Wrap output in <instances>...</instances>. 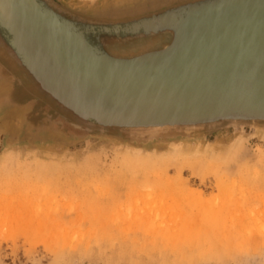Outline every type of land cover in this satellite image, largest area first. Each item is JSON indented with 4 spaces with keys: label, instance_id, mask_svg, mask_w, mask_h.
I'll use <instances>...</instances> for the list:
<instances>
[{
    "label": "rangeland",
    "instance_id": "374dc122",
    "mask_svg": "<svg viewBox=\"0 0 264 264\" xmlns=\"http://www.w3.org/2000/svg\"><path fill=\"white\" fill-rule=\"evenodd\" d=\"M24 3L27 11L14 14L15 35L25 45L55 42L52 15ZM45 3L58 7L54 26L74 43L124 65L151 61L168 45L185 47L264 6V0ZM160 18L163 24L154 23ZM111 25L117 32L99 30ZM4 47L0 264H264V120L123 126L128 117L73 73L78 61L66 62L63 49L45 56L42 47L36 66L26 62L29 76ZM45 77L59 85L51 93L39 82Z\"/></svg>",
    "mask_w": 264,
    "mask_h": 264
},
{
    "label": "water",
    "instance_id": "95a60500",
    "mask_svg": "<svg viewBox=\"0 0 264 264\" xmlns=\"http://www.w3.org/2000/svg\"><path fill=\"white\" fill-rule=\"evenodd\" d=\"M256 12L229 22H253L255 29L250 25L229 30L234 25L225 23L203 32L185 47L166 46L151 61L128 65L105 62L109 65H97L96 69L83 66L84 74L96 91L108 98L111 108L124 113L128 119L134 118L121 123L123 126L155 128L176 123L198 125L205 120L240 115L264 117V72L252 73L255 67L250 60L255 55L264 56V6ZM163 20L166 19L160 18L154 23L163 24ZM73 47L80 49L76 43ZM88 54L91 57L87 61L101 63L92 57L96 54L89 49ZM103 57L108 61L116 59ZM235 57L243 58L236 60ZM232 59L235 62L227 67L230 69L222 71L225 62ZM242 60L248 64L243 65ZM213 70L219 71L213 73ZM116 71L123 77L115 76L111 83L101 78Z\"/></svg>",
    "mask_w": 264,
    "mask_h": 264
},
{
    "label": "bare ground",
    "instance_id": "6f19581e",
    "mask_svg": "<svg viewBox=\"0 0 264 264\" xmlns=\"http://www.w3.org/2000/svg\"><path fill=\"white\" fill-rule=\"evenodd\" d=\"M26 2L27 1V3H30V4H32L33 6H35L36 8H41L40 7V4L39 3H37L35 0H0V15H2L0 18H3L4 19V17H6L5 18V20L8 22V24L11 26V27H13L14 26V24H15V19H14V14H16V13H18V12H23V13H25L26 11H27V7L26 6H24V2ZM43 11H45V10H43ZM46 13V12H45ZM47 13H49V14H52V16H54V14L53 13H50V12H47ZM258 12H256V11H250L249 12V14H257ZM248 13H243V14H241V15H239V16H237V17H235V18H239V17H242V16H246ZM260 16V15H259ZM235 18H231V19H229V20H227L225 23H229V22H232L233 21V19L235 20ZM256 18V17H255ZM260 18H263L262 16H260ZM5 20H4V23L6 24V22H5ZM237 20V19H236ZM238 21H239V19H238ZM58 23V21L54 18L53 19V24L51 23V27H53V28H55V29H57L58 30V32L59 31H62L63 33H65V31L63 30V29H61L60 27H55L54 26V24L55 25H60V24H57ZM224 23V24H225ZM230 24V23H229ZM236 24V25H235ZM230 25H234V27L232 26V27H230L229 28V30H232V29H238V28H244V27H247V26H250L252 29H255V28H257V26H255L256 24H254L253 22H246V23H239V24H237V23H231ZM220 26H222V25H220ZM220 26H218V27H220ZM52 28V29H53ZM54 32V31H53ZM199 38V36L197 37V38H195V39H193L192 41H195V40H197ZM164 50V49H163ZM256 51V50H255ZM83 52V51H82ZM81 52V55L79 56V54L80 53H78L77 55H67V53H61V55L63 56H61L63 59H65V61L66 62H68L69 64H71L69 61H71L72 62V60L70 59V57H75L76 59H77V63H75V64H71V66L73 67V73H78V74H80L81 76H83L84 77V79H86V77L87 76H85V74H84V70L85 69H83V66H85V67H87L88 69H96L95 67H96V63L94 64V65H92V64H90V63H88V59H89V57H91V56H89L90 54H85V53H82ZM258 52V51H257ZM67 59H66V58ZM94 59H97L96 57H94V56H92ZM243 57H235V59L236 60H238V59H242ZM245 58V57H244ZM250 60H252L251 62H252V64H253V66L255 67L253 70H252V73H254V74H256V75H260L261 73H263L264 72V56H260V55H255V56H253V59H250ZM233 62H235V60H228V61H226L225 62V64H224V66H222L221 67V70L222 71H227V70H229V69H227V67H230L231 65V63H233ZM113 63H115V62H113ZM241 63L243 64V65H246V64H248V61L247 60H245V61H241ZM112 64V63H111ZM239 64H240V62H239ZM87 65H90V66H87ZM220 70V69H219ZM219 70H213L212 72L213 73H217ZM82 73V74H81ZM94 74H96V73H94ZM115 76H119V77H123V75H121L120 74V72H118V71H116V72H108V73H106V74H104V76H101V78L102 79H105V81L108 83H111L112 82V80H113V78L115 77ZM6 84V83H5ZM2 87V86H1ZM104 98H106V96L104 95ZM106 99H108V98H106ZM263 109V108H262ZM244 115H240V116H236V120H238V119H242L241 117H243ZM190 117H194V116H190ZM251 117V116H250ZM252 119H254V120H264V117H254V115L251 117ZM130 119H134V118H130ZM130 119H127V120H130Z\"/></svg>",
    "mask_w": 264,
    "mask_h": 264
},
{
    "label": "flooded vegetation",
    "instance_id": "af4514ba",
    "mask_svg": "<svg viewBox=\"0 0 264 264\" xmlns=\"http://www.w3.org/2000/svg\"><path fill=\"white\" fill-rule=\"evenodd\" d=\"M35 1L40 4V7L42 8V10L50 11L55 16L57 14L59 15L60 10L58 9V7H56V5L45 3L48 0H35ZM56 18H57V16H56ZM44 19L41 20V23H46V21H44ZM99 30L105 31V32L106 31L117 32L118 28L115 27L114 25H111V26H106V27L102 26L99 28ZM63 36H64V34H62V37ZM0 45H1V47H4V46L7 47V48L4 47L5 50L6 49L9 50L8 48H10V50H11L10 53H12L11 55H13V58L15 59L16 64H18L24 70V73H26L29 76H32V73H30L27 70L26 62L28 64H35V66H36V64H38L40 62V59H42V56H40L38 53H37V55L35 54V56H34V54L23 43L22 39L21 38L19 39L18 36H16L14 34L13 30H11L7 26H5V24L1 20H0ZM88 49L89 48L86 47L85 45L80 44V49L77 50L80 52L79 56L81 55V51H83L82 53L88 54ZM21 50H22V53H21ZM0 64H2L3 67L5 68V64H3V61L1 59H0ZM6 70L9 71L10 68L7 67ZM22 75H24V74H22ZM39 82H40L41 86L44 88V90L46 89L50 93H51L50 89L54 88V86L56 87V85H54L52 83V78H50V77L42 78ZM48 84H50L51 86H48ZM241 118L244 120L252 119L250 116H243Z\"/></svg>",
    "mask_w": 264,
    "mask_h": 264
},
{
    "label": "crops",
    "instance_id": "0c3cea01",
    "mask_svg": "<svg viewBox=\"0 0 264 264\" xmlns=\"http://www.w3.org/2000/svg\"><path fill=\"white\" fill-rule=\"evenodd\" d=\"M48 12H50V11H48ZM50 13H52V12H50ZM50 15H52V14H50ZM2 15H0V17H1ZM47 17V16H46ZM5 18L6 17H4V19L3 18H0V20H2V22H4V20H5ZM50 18L52 19V23H53V16H50ZM55 19L58 21V19L55 17ZM5 22H6V26L9 28V29H11V30H13V32H14V34H15V32L17 31V25H19V23L18 22H16L15 21V24H14V26L13 27H11L9 24H8V22L5 20ZM21 24H23V25H26V23L25 22H23V23H21ZM52 28H49V32H50V34L53 36V35H55L54 36V38L56 39V41L54 42L53 40H52V37H51V42H49L48 44L47 43H44L43 44V46H40V45H36L35 44V42H33L32 44L29 42V43H27V45H26V47L34 54V56H35V54L37 55V53H39V51L40 50H44L45 49V56L46 55H48V50H50V51H54V50H59V49H55V48H61V49H63L64 51H66V53H67V55H77L78 53H80L79 51H77L74 47H73V45H74V43H73V40L72 39H69V35L65 32L64 33V36L62 37V31H61V33H59V32H57V33H53V29L51 30ZM59 33V34H58ZM59 35L61 36V37H59ZM84 45V44H83ZM86 46V45H85ZM44 49H43V48ZM87 47V46H86ZM89 48V47H88ZM89 50L90 51H92V49L91 48H89ZM49 51V52H50ZM64 51H62L63 53H65ZM61 52V51H60ZM82 52V51H81ZM56 53V52H55ZM91 53V52H90ZM56 54H58V53H56ZM33 56V57H34ZM94 57H96L97 59V61H99V62H101V63H99V64H97V65H104V64H106L105 62L106 61H108L107 59H104V57L103 56H100L99 54H96V55H93ZM39 57V56H38ZM106 57V56H105ZM107 58V57H106ZM95 63H93L92 65H94ZM111 64V63H110ZM96 65V66H97ZM106 65H108V64H106Z\"/></svg>",
    "mask_w": 264,
    "mask_h": 264
}]
</instances>
